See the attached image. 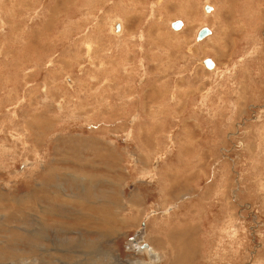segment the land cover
I'll use <instances>...</instances> for the list:
<instances>
[{
    "label": "rangeland",
    "instance_id": "1",
    "mask_svg": "<svg viewBox=\"0 0 264 264\" xmlns=\"http://www.w3.org/2000/svg\"><path fill=\"white\" fill-rule=\"evenodd\" d=\"M28 262L264 264V0H0V264Z\"/></svg>",
    "mask_w": 264,
    "mask_h": 264
},
{
    "label": "water",
    "instance_id": "2",
    "mask_svg": "<svg viewBox=\"0 0 264 264\" xmlns=\"http://www.w3.org/2000/svg\"><path fill=\"white\" fill-rule=\"evenodd\" d=\"M183 22L181 20H176L175 22H173L172 26L175 28V29H180V27L182 26ZM119 28V26H118ZM211 33V29L208 28V27H203L199 30L198 34H197V39L198 40H201L203 39L204 37L208 36L209 34ZM206 62V65L208 66V68H213L214 66V62L212 59L210 58H207L205 60ZM143 246H147V244H143Z\"/></svg>",
    "mask_w": 264,
    "mask_h": 264
},
{
    "label": "bare ground",
    "instance_id": "3",
    "mask_svg": "<svg viewBox=\"0 0 264 264\" xmlns=\"http://www.w3.org/2000/svg\"><path fill=\"white\" fill-rule=\"evenodd\" d=\"M206 13L209 14L210 12H206ZM176 20H178V19H176ZM117 22L120 24V28H119V30H115V31H114L115 33L120 32V31L122 30V28H123V24L120 22V20H118ZM117 22L114 24V28H115V25L117 24ZM172 23H173V21L171 22V24H172ZM183 26H184V22H183ZM183 26H182V28H183ZM182 28H181V29H182ZM201 28H202V27H201ZM201 28H199V30H200ZM115 29H116V28H115ZM181 29H180V30H181ZM210 29H211V28H210ZM199 30H198V32H199ZM177 31H179V30H177ZM211 31H213V30L211 29ZM198 32H197V34H198ZM208 36H209V35H208ZM208 36H207V37H208ZM207 37H206V38H207ZM214 63H215V66H214V69H215V67H216V62L214 61ZM209 69H210V68H209ZM214 69H213V70H214ZM68 81H69L70 83H72L70 79H69ZM140 247H141V246H140ZM144 247L146 248V247H148V246H144ZM149 247L151 248L150 250H149V249H147V250L145 249V250L142 251V252L148 253V256H149V260H150V262H151L152 259L154 260V257H156V255H157V258H160V256L156 253L155 249H154L153 247H151V246H149ZM143 249H144V248H141V250H143ZM142 252H141V254H142ZM142 259H143V258H142ZM153 260H152V261H153ZM156 261H157V260H156ZM28 263H29V262H28ZM28 263H27V264H28ZM31 263H32V262H31ZM31 263H29V264H31ZM152 263H153V262H152ZM32 264H33V263H32Z\"/></svg>",
    "mask_w": 264,
    "mask_h": 264
},
{
    "label": "flooded vegetation",
    "instance_id": "4",
    "mask_svg": "<svg viewBox=\"0 0 264 264\" xmlns=\"http://www.w3.org/2000/svg\"><path fill=\"white\" fill-rule=\"evenodd\" d=\"M116 22H117V21H115V23H116ZM115 23H114V24H115ZM114 24H113V26H114ZM114 31H115V28H114Z\"/></svg>",
    "mask_w": 264,
    "mask_h": 264
},
{
    "label": "crops",
    "instance_id": "5",
    "mask_svg": "<svg viewBox=\"0 0 264 264\" xmlns=\"http://www.w3.org/2000/svg\"><path fill=\"white\" fill-rule=\"evenodd\" d=\"M217 65V64H216ZM161 249V248H160Z\"/></svg>",
    "mask_w": 264,
    "mask_h": 264
}]
</instances>
